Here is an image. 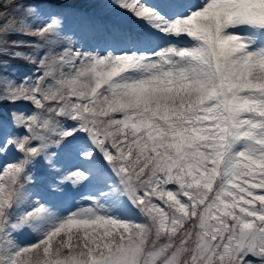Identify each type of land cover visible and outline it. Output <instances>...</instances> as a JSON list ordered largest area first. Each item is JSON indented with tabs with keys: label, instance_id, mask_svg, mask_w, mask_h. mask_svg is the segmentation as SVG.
Wrapping results in <instances>:
<instances>
[{
	"label": "snow or ice",
	"instance_id": "6c2138e0",
	"mask_svg": "<svg viewBox=\"0 0 264 264\" xmlns=\"http://www.w3.org/2000/svg\"><path fill=\"white\" fill-rule=\"evenodd\" d=\"M0 264H264V0H0Z\"/></svg>",
	"mask_w": 264,
	"mask_h": 264
},
{
	"label": "rangeland",
	"instance_id": "374dc122",
	"mask_svg": "<svg viewBox=\"0 0 264 264\" xmlns=\"http://www.w3.org/2000/svg\"><path fill=\"white\" fill-rule=\"evenodd\" d=\"M73 193H68L65 197H54V201L55 202H60L61 200H67V199H71Z\"/></svg>",
	"mask_w": 264,
	"mask_h": 264
}]
</instances>
